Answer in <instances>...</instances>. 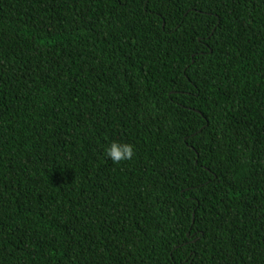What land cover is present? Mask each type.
<instances>
[{
  "label": "trees",
  "instance_id": "16d2710c",
  "mask_svg": "<svg viewBox=\"0 0 264 264\" xmlns=\"http://www.w3.org/2000/svg\"><path fill=\"white\" fill-rule=\"evenodd\" d=\"M0 264H264V0H0Z\"/></svg>",
  "mask_w": 264,
  "mask_h": 264
},
{
  "label": "clouds",
  "instance_id": "9594fccd",
  "mask_svg": "<svg viewBox=\"0 0 264 264\" xmlns=\"http://www.w3.org/2000/svg\"><path fill=\"white\" fill-rule=\"evenodd\" d=\"M105 155L113 163L119 164L122 161L133 159L135 149L132 144L113 141L105 148Z\"/></svg>",
  "mask_w": 264,
  "mask_h": 264
}]
</instances>
